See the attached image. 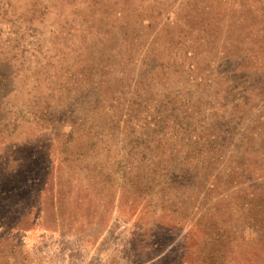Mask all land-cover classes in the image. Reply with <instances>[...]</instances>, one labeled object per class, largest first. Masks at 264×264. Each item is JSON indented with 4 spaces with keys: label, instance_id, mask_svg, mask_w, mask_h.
Segmentation results:
<instances>
[{
    "label": "rangeland",
    "instance_id": "rangeland-1",
    "mask_svg": "<svg viewBox=\"0 0 264 264\" xmlns=\"http://www.w3.org/2000/svg\"><path fill=\"white\" fill-rule=\"evenodd\" d=\"M8 1L0 264H264V0Z\"/></svg>",
    "mask_w": 264,
    "mask_h": 264
},
{
    "label": "trees",
    "instance_id": "trees-1",
    "mask_svg": "<svg viewBox=\"0 0 264 264\" xmlns=\"http://www.w3.org/2000/svg\"><path fill=\"white\" fill-rule=\"evenodd\" d=\"M12 9L13 8H11V4L8 0H0V18L7 20L8 19L7 15L8 16L13 15Z\"/></svg>",
    "mask_w": 264,
    "mask_h": 264
}]
</instances>
